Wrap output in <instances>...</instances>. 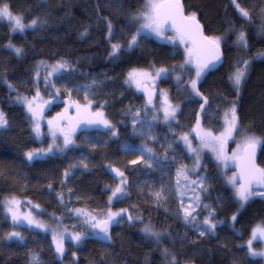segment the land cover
Wrapping results in <instances>:
<instances>
[{
  "label": "trees",
  "instance_id": "trees-1",
  "mask_svg": "<svg viewBox=\"0 0 264 264\" xmlns=\"http://www.w3.org/2000/svg\"><path fill=\"white\" fill-rule=\"evenodd\" d=\"M183 1L186 13L196 14L206 35L219 38L225 60L197 80L200 95L186 87L177 97L182 108L170 127L154 130V141H140L132 136L130 113L143 109L145 101L126 87L128 72L164 67L171 75L174 70L180 79L174 81L171 75L163 81L171 91L190 69L189 47L159 44L144 29L137 35L143 21L134 17L145 10L147 0H0V6L6 3L28 27L13 31L11 23L0 19V112L7 120L0 127V264H38L32 257L39 264H264V258L248 257L246 245L253 229L264 226V196L253 195L241 208L238 186L229 182L234 168L225 172L223 161L207 148L194 175L190 169L195 158L178 145L170 147L183 132L197 140V121L200 129L219 136L226 127L225 113L233 105L239 123L226 155L231 157L247 135L264 141V59H256L264 52V0H237L242 9L250 8L248 17L231 0ZM33 20L37 23L29 27ZM241 32L247 48L236 44ZM133 35L137 43L129 48ZM113 44L120 45L114 55ZM248 60L249 73L237 89L230 77ZM49 71L64 72L60 83L68 89L71 84L92 87V96L112 128L80 131L77 145L65 156L29 160L26 154L40 148L41 142L32 129L28 102L42 99L49 115L65 104L50 99L58 95L54 85L44 84L42 73ZM128 97L134 98L132 102ZM257 147L258 164L264 169V143ZM145 148L166 162H156L151 169L141 167L150 152ZM228 160L237 165L239 158ZM181 163L189 176L205 174L209 179L210 194L205 199L214 205L218 222L212 232L201 235L197 223L189 227L179 214L174 174ZM115 164L124 168L129 194L110 202L113 180L108 167ZM13 198L29 218L13 220L5 206ZM77 210L121 215L107 241L87 234L77 245L70 237L64 244L67 250L57 252L54 233L60 228L71 235L85 233ZM146 227L150 232H145ZM14 232L19 236L9 238Z\"/></svg>",
  "mask_w": 264,
  "mask_h": 264
},
{
  "label": "rangeland",
  "instance_id": "rangeland-1",
  "mask_svg": "<svg viewBox=\"0 0 264 264\" xmlns=\"http://www.w3.org/2000/svg\"><path fill=\"white\" fill-rule=\"evenodd\" d=\"M246 11H250V8H246ZM6 21L7 23H11L7 18L2 19ZM23 22V21H22ZM25 25V23L23 22ZM28 27L25 25V29ZM146 36L149 38L153 39L154 41L158 42L159 44H165V45H184L186 46V43H181L179 38H176V42L173 43L170 37H175V33H170L164 31L162 36H157L155 33L149 31L148 29H144ZM245 36V34H244ZM245 40L247 42V39L245 37ZM236 44L240 47L247 48L244 46L239 39L237 40ZM264 52H261L260 54L256 55V59H264ZM247 69L245 72V76L243 80L241 81L240 86L243 84L244 80L246 79L248 73H249V67H250V61H247ZM190 66V69L186 71V74L184 76L183 82L177 89L169 90L167 86L163 83L164 80H168V78L171 77L176 80H179L180 77L176 73V71L172 70L171 75L169 74V70L161 67L159 69H135L141 72H150V73H155L156 71L160 69H165L166 71L161 73L159 77L152 76L150 78H141L142 82L140 84V87L138 88L136 84L134 83H126L128 80V74L132 71H129L127 76L124 78L125 85L128 88V90L132 91V93L136 96L142 95V86L145 83L152 84V85H161L162 83V92H161V97L159 100L152 106H149L148 104L145 103V106L141 110L136 111L134 109L131 110L130 113V123H131V129H132V136L137 139L142 141L143 139H149L154 141L156 136L153 134V131L156 130L160 126L164 127H170L172 123L175 122L176 118L181 112V108L179 104L177 103V97L185 91L186 87H191L190 82L192 81L191 79V74L196 75L197 71V59L195 56L192 57L191 62L188 63ZM244 67V66H243ZM242 67V68H243ZM66 66L63 67L62 71H65ZM60 71L55 72V71H49V72H43V79H44V84L48 87H53V89H56V97L52 96L50 99L53 101H57L58 103H65L62 107H60L58 110H56L52 115L48 114V109L49 106L47 103H45L42 99L37 98L34 100L32 107L37 111V115L34 117L32 112L30 114V119H31V124H32V129L34 131V128L36 124H39V135L34 131L36 138L38 141L41 142V147L32 150L30 152L35 153L33 156V159H39V158H46L50 155L52 156H65L74 146L77 145V140L78 134L82 130H89V131H99V130H107L112 128V123L108 120L106 116V112L98 107L99 104L97 105V102L95 98L92 96V87H89L87 85H82V84H71L70 88L68 89L63 85V83H60V78H62L65 74L64 72ZM235 73V72H234ZM179 77V79H177ZM71 77L67 79V82H71ZM239 86V87H240ZM161 88V87H160ZM63 93L65 96H63ZM166 94V98L169 104H171L174 108H176L175 111V116L174 118H169L167 121L164 119V112H163V107L165 106L163 104L164 98ZM83 98H81V96ZM134 97V96H133ZM129 98V97H128ZM131 99L134 98H129L130 102ZM50 100V101H51ZM77 105L79 108H77ZM97 105V106H96ZM178 106V107H177ZM104 108V107H103ZM65 109L67 111L65 112ZM236 109V108H235ZM97 113H103V117L101 118L100 116H97ZM138 113V115H137ZM229 114V118L231 116L230 109L227 112ZM236 116L238 118V113L236 110ZM106 120L108 122V126H106L102 121ZM49 121H53V125H49ZM238 123H239V118L237 119V128H238ZM65 133L70 135L71 138V143L65 145L64 144V135ZM235 132L232 135V138L229 139L227 142L229 143L233 137H234ZM187 135L189 141L191 142L192 148L196 149V151H190L186 142L182 139V136ZM151 137V138H150ZM194 136L191 133H181L178 136L177 141L172 140L171 143V149L175 148V145L182 147V149H185L191 156L195 158V160L192 163L191 166V173L196 175L198 174L200 168H201V153L202 150L207 149L208 147H204L193 138ZM46 139H48L46 141ZM165 140V139H164ZM177 143V144H174ZM160 144V143H159ZM158 144V145H159ZM51 147L52 151H48V149ZM146 156H144V162L140 164V166H146L151 165L149 169L155 167V163L162 161L156 154H154L151 148H145V151H149ZM29 153V152H28ZM142 154V153H141ZM197 156L199 157L198 164H197ZM240 159V156H237ZM239 162V161H238ZM238 164V163H237ZM182 165V163H181ZM223 170L227 172L229 169L234 168L236 171L234 173V176H236L237 173V165H235L233 162L227 160H223L222 164ZM109 172L112 176L113 184L112 186L109 187L110 195L112 197V192L117 188L121 187L124 189L122 193H118L116 197H112V200H117V199H122L126 197L129 194V185L130 181L126 174L123 172L124 168L120 165H110L108 167ZM136 168V167H135ZM118 173H123V176L118 175ZM179 173V175H178ZM185 174L187 178H185ZM174 177L176 179V199H177V206L180 209V215L182 218H184L188 222L189 227L197 225L199 226L198 231L200 232L201 230L204 231H210L212 232L213 230H208V226L204 224L205 219H209L211 223H214L216 226L218 225V222L214 220V213H215V208L210 201L205 199V196H209L210 194V182L209 179L205 174H201L195 178L192 176H189V173H187V169H184V165L175 172ZM126 178V183H121L122 180ZM231 178V177H230ZM237 180V177H236ZM179 181V183H178ZM192 181H196V183H192ZM202 181V185H201ZM236 186H239L238 181ZM199 197V199H197ZM10 201V200H8ZM8 201L5 203L6 208L9 211V208L12 209V211H9L12 213L13 212L16 214L17 218H29L27 214H25L22 209H21V203H16V204H8ZM185 210H188L191 212V215L188 216L187 218L185 217ZM104 213V212H103ZM102 214V213H101ZM76 215L79 216L80 220L82 223L85 225V233L81 234V240L79 242L75 241L74 242L78 245L81 244L82 240L86 238L87 234H92V237L98 239V240H108L110 236V231L107 232V236L101 233H97L96 227H93L94 224L100 225L104 219H108V213L104 215H95L93 213H90L88 211L84 212H79L76 213ZM193 217L195 219H193ZM118 220L115 217L113 220L110 222V230L111 227L116 223ZM26 226L29 227L31 226L33 228V225L31 223H28L26 221ZM260 226L261 228H264L263 225H257ZM256 226V227H257ZM255 227V228H256ZM216 229V227H215ZM63 236V250L66 251L67 247L65 244V240L70 238L72 235L71 233L66 230L65 228H60L58 231L54 233V236L60 238V236ZM56 241V240H55ZM247 243V242H246ZM247 245V244H246ZM257 245V246H256ZM253 248L256 251H264V239H260L259 237L253 241ZM247 255L249 258H252L253 260L261 259L264 258L262 256H255L253 257L250 255L248 249H247ZM32 262L38 263L37 257H32ZM34 258H36L34 260ZM240 264V263H238Z\"/></svg>",
  "mask_w": 264,
  "mask_h": 264
},
{
  "label": "snow or ice",
  "instance_id": "snow-or-ice-1",
  "mask_svg": "<svg viewBox=\"0 0 264 264\" xmlns=\"http://www.w3.org/2000/svg\"><path fill=\"white\" fill-rule=\"evenodd\" d=\"M231 2L236 6V8L240 11L241 15L244 17H248V12L244 9H242L237 2V0H231ZM7 18L12 26L13 31L20 30L23 31L25 28V25L22 22V17L19 15H13V13L10 11L9 6L5 3L0 6V19ZM134 19L141 20L143 23H141L140 29L137 30V35L140 34V31L142 29H148L149 31L155 33L157 36H162L164 33V30L166 27H170L172 30L175 31L176 36L170 37L173 43L176 42V38L178 37L181 43H191L192 47L186 48V51L189 56V60L186 61V63H190L192 57L195 55L197 58V71H196V80H192L190 82L191 88L194 92H196L197 95H200L199 91L196 88V82L199 80L201 74L203 73L204 69L208 67V64L212 62V59L210 58L205 63L199 62V56L201 51H211L212 56L214 59H219L218 54V45H219V38H211L206 37L203 35L201 26L199 25L198 21L196 20V14L192 13L190 15L185 16L183 12V5L181 4V0H147L145 5V10L142 11L138 16L134 17ZM37 23L36 20H33L31 22L30 26H34ZM109 34H111V25L109 24ZM239 41L246 46L247 42L245 40L244 33L241 32L239 35ZM137 43L136 35H133L128 47L131 48L133 45ZM11 46V45H10ZM113 55L119 50L120 45L113 44ZM17 54L20 53V49L15 50ZM264 55V54H261ZM247 61L244 62V67L240 68L238 67L233 74V76L230 77L232 80L234 86L239 89V86L241 84V81L243 80L245 76V72L247 69ZM59 67H65L64 64L59 65ZM165 69H160L156 71L155 73L150 72H141L138 70H132L128 74V80L126 83H134L137 85V87H140V84L142 82L141 78H150L153 75L156 77H159L161 73L165 72ZM179 79V77H177ZM39 93H37V96ZM163 104L165 105L163 107L164 112V119L167 121L169 118H174L176 108H174L171 104L168 103L166 94ZM27 99V98H24ZM206 102V101H205ZM148 103H152V98L149 96ZM178 107V106H177ZM77 108L79 106L77 105ZM28 109L30 112H32L33 116L35 117L37 115V111L33 109L32 102H28ZM67 109H65V112ZM231 116L229 118V114L225 113V123L226 127L223 132L219 136H214L212 132L210 131H204L203 129H200L199 121H197V129H199L197 135L199 136V139L201 140V144L204 147L210 148L214 153H216V159L217 160H227V159H234L238 155L240 156V159L243 161L241 165V173H240V184L238 187H236V196L241 201L240 207L243 208L244 204L247 203V201L253 196V195H259L264 196V191H256L255 189H264V169L257 168L254 162L255 158V150L256 147L264 141H262L260 138L254 136V135H247L243 138V140L238 143L237 145V151H234L232 153L231 157H228L225 153V145L227 144V141L232 138V135L234 132L237 131V116H236V109L235 106L230 109ZM97 116L103 117V113H97ZM138 115V113H137ZM106 126H108V122L106 120L102 121ZM49 125H53V121L48 122ZM7 124V120L4 117V114L0 112V127H4ZM196 129H194L195 131ZM34 131L39 135V124L37 123ZM182 139L186 142L188 148L190 151H196V149L192 148L191 142L188 139L187 135L182 136ZM70 135L65 133L64 135V144L67 145L71 143ZM48 151H52L51 147L48 149ZM150 151V149H149ZM27 158L29 160L33 159V156L35 153L29 152L26 154ZM199 157L197 156V164H198ZM135 163V161H133ZM151 167V165H149ZM67 175V174H66ZM118 175L123 176V173H118ZM179 175V173H178ZM185 178H187L185 174ZM229 182L233 184V186H236L237 180L236 176H233L229 179ZM121 183H126V178L121 181ZM179 183V181H178ZM192 183H196V181H192ZM202 185V181H201ZM255 186V188H254ZM124 191L123 188L117 187L112 192V197H116L118 193H122ZM157 197L160 196V193H156ZM112 197L109 198L110 202ZM199 199V197H197ZM17 201L13 198L12 200L8 201V204H16ZM9 211H12L11 208H9ZM78 214L80 210H77ZM124 211V210H122ZM121 212H109L108 213V219L104 221L105 227H103L101 230L104 231L105 235L107 236V227L106 225L111 222L115 217L120 216ZM191 215V212L188 210H185V217ZM17 219L16 214L13 212V220L15 221ZM131 219V217H129ZM193 219H195L193 217ZM233 220L236 219V216L234 215L232 217ZM31 222V221H30ZM204 224L208 226V230L215 229L216 225L214 223H211L209 219L204 220ZM39 227L40 225L37 224ZM98 225L94 224L93 227H96ZM145 232H150L149 228H145ZM201 235L205 234L204 230L200 231ZM12 236H19V233H11L10 237ZM264 239V228H261L260 226H257L253 229L251 233V238L248 240V251L250 255L253 257L255 256H262L264 257V251H256L253 248V241H255L257 238ZM72 240H75L79 242L81 240V234L76 233L71 236ZM54 240H56L57 243V252L62 253L63 252V236L61 235L60 238L57 239V237L54 236ZM36 258H34L35 260ZM173 264L175 262L173 261Z\"/></svg>",
  "mask_w": 264,
  "mask_h": 264
},
{
  "label": "water",
  "instance_id": "water-1",
  "mask_svg": "<svg viewBox=\"0 0 264 264\" xmlns=\"http://www.w3.org/2000/svg\"><path fill=\"white\" fill-rule=\"evenodd\" d=\"M181 4L183 5V12H184V15L187 16L188 14L186 13V8H185V5H184V1L181 0ZM196 20L198 21L199 25L201 26V30H202V33L204 36L208 37L205 33V29L203 27V25L200 23V21L196 18ZM166 31H170V32H173L175 33L174 30H172L170 27H166L165 28ZM190 46L192 47L191 43L189 42ZM218 54H219V59H214V57L212 56V53L211 51H201L200 53V56H199V62L200 63H205L207 62L210 58L212 59V62L208 64V67L204 69L202 75H205V74H208L210 72H213L215 70H217L224 62L225 60V53H224V50L223 48L218 45ZM142 94H143V98H144V101L146 104L148 105H151L153 104L156 100H157V97H158V89L155 88V89H152V86L149 85V84H144L143 87H142ZM149 96H151L152 98V103L149 104L148 103V100H149ZM258 147H256V150H255V158H254V162H255V165L257 168H261L258 164ZM243 161L241 159H239V162L237 164V173H236V177H237V181H238V184H240V173H241V165H242ZM255 188V186H254ZM256 191H261L263 189H255ZM104 221H102V223L100 225H98V227L96 228V231L97 233H101V234H104V231H102L101 229L103 227H105V224H104ZM107 227V232L110 230V223H108L106 225Z\"/></svg>",
  "mask_w": 264,
  "mask_h": 264
},
{
  "label": "flooded vegetation",
  "instance_id": "flooded-vegetation-1",
  "mask_svg": "<svg viewBox=\"0 0 264 264\" xmlns=\"http://www.w3.org/2000/svg\"><path fill=\"white\" fill-rule=\"evenodd\" d=\"M167 32V31H166ZM186 47H191L190 46V44L189 43H186ZM195 56V55H194ZM196 57V56H195ZM197 59V58H196ZM204 76L201 74V76H200V79H202ZM146 84V83H145ZM148 84V83H147ZM151 86H152V89H155V88H157L158 89V97H157V100H156V102L159 100V98L161 97V92H162V83H161V85L159 84V85H152V84H150ZM161 87V88H160ZM143 93V92H142ZM141 97H143V94L142 95H140ZM144 99V98H143ZM156 102H154L153 104H151V105H149V106H152V105H154ZM179 106H180V108H182V104L181 103H179ZM200 140V139H199ZM201 141V140H200ZM227 144H228V142H227ZM227 144L225 145V150L227 149ZM262 191H264V189L262 190Z\"/></svg>",
  "mask_w": 264,
  "mask_h": 264
}]
</instances>
